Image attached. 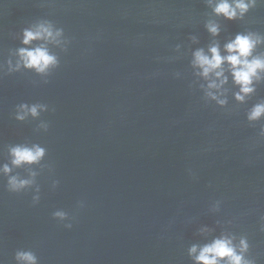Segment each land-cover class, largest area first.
Segmentation results:
<instances>
[{"label":"water","instance_id":"95a60500","mask_svg":"<svg viewBox=\"0 0 264 264\" xmlns=\"http://www.w3.org/2000/svg\"><path fill=\"white\" fill-rule=\"evenodd\" d=\"M209 18L221 48L237 32L264 34V5L226 21L205 0H0V165L9 145L46 149L40 164L13 170L37 173L38 204L34 189L11 193L0 177L2 264L20 249L40 264H193L188 248L221 232L246 236L248 258L264 264V120L246 119L264 83L245 104L231 77L224 107L204 98L191 53L212 42ZM42 19L64 29L67 51L48 45L59 67L8 74L22 29ZM20 103L48 110L20 122Z\"/></svg>","mask_w":264,"mask_h":264},{"label":"clouds","instance_id":"9594fccd","mask_svg":"<svg viewBox=\"0 0 264 264\" xmlns=\"http://www.w3.org/2000/svg\"><path fill=\"white\" fill-rule=\"evenodd\" d=\"M205 3L207 8L211 9V17L223 18L226 21H242L250 10L264 5V0H205ZM221 27V23L213 18L204 23L205 30L213 40L206 50L201 47L191 53V67L195 70V75L204 81L200 88L206 100L224 107L228 103V89L225 86L231 77L232 85L238 89L233 92L234 100L239 104H245L257 92V86L264 83V34L252 30L237 32L227 39L221 48L220 42L215 39L220 36ZM20 35L23 47L16 49L15 63L12 59L6 61L8 74L28 70L46 77L59 67L60 59L48 45L67 51L68 41L64 38L63 28L57 27L50 20L42 19L22 29ZM191 40L193 43L197 42L195 36H192ZM34 42L40 43L33 46ZM179 48L177 45V51ZM3 70L4 65H0V71ZM46 110L48 106L45 104L20 103L16 105L14 118L23 122L29 117L37 118L40 112ZM246 119L249 124L264 120V99L248 109ZM48 127L47 123L42 122L38 130L47 131ZM258 135L264 138V127L260 128ZM7 151L9 162L0 165V177L6 178L7 190L11 193H21L34 189L32 203L38 204L40 188L36 185L37 173L29 171L25 178L13 174V170L40 164L46 155V149L39 144L20 143L9 145ZM57 184L58 181H53V187ZM220 205L221 201H216L214 211L218 212ZM84 206L83 201L78 202V208ZM52 217L59 222L70 221L68 213L64 210L54 211ZM261 219L264 221V217ZM64 227L71 229L72 223H65ZM261 230H264V223ZM211 231L207 227L200 229L201 234H208ZM249 248L246 236L237 237L231 232H221L210 242L202 245L192 244L187 253L193 264H255L253 259L248 258ZM14 259L16 264H40L37 255L31 250H17Z\"/></svg>","mask_w":264,"mask_h":264}]
</instances>
